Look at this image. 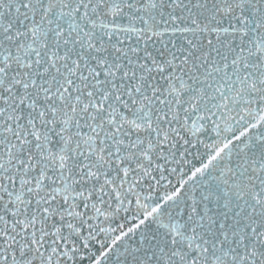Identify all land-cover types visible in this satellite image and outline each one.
Here are the masks:
<instances>
[{"label": "snow or ice", "instance_id": "obj_1", "mask_svg": "<svg viewBox=\"0 0 264 264\" xmlns=\"http://www.w3.org/2000/svg\"><path fill=\"white\" fill-rule=\"evenodd\" d=\"M0 264H264V0H0Z\"/></svg>", "mask_w": 264, "mask_h": 264}]
</instances>
